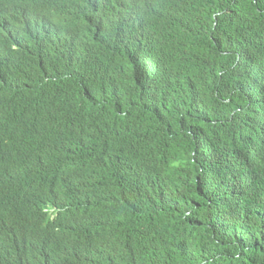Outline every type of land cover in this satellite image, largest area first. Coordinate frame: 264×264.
Wrapping results in <instances>:
<instances>
[{"label":"trees","instance_id":"obj_1","mask_svg":"<svg viewBox=\"0 0 264 264\" xmlns=\"http://www.w3.org/2000/svg\"><path fill=\"white\" fill-rule=\"evenodd\" d=\"M5 9L0 132L43 164L0 174V216L61 162L81 187L65 218L28 206L47 226L0 257L14 238L46 264H264V0Z\"/></svg>","mask_w":264,"mask_h":264},{"label":"clouds","instance_id":"obj_2","mask_svg":"<svg viewBox=\"0 0 264 264\" xmlns=\"http://www.w3.org/2000/svg\"><path fill=\"white\" fill-rule=\"evenodd\" d=\"M12 0H0V13L8 6V2ZM15 1V0H13ZM71 16H63L61 20L67 21ZM79 31L82 26L79 25ZM39 154L32 144L22 141L14 145L0 132V174L19 175L21 171L31 170L41 166ZM30 167V168H25ZM76 166L70 162H61L59 168L57 185L47 186L43 183H26L19 188V198L27 204L13 203L4 206L0 216V235L4 233H12V235L23 236L32 231H39L47 225L38 223L34 219L32 211L28 210V206L45 205L43 213L48 219L53 221L57 216L62 215L65 218L74 210V188L81 187L78 175L74 174ZM37 210V209H36ZM96 227L85 230L88 234H94ZM14 256V254H17ZM25 253V254H23ZM38 250L31 244L17 243L14 238L10 241V249L2 257L0 264H46L37 255Z\"/></svg>","mask_w":264,"mask_h":264},{"label":"bare ground","instance_id":"obj_3","mask_svg":"<svg viewBox=\"0 0 264 264\" xmlns=\"http://www.w3.org/2000/svg\"><path fill=\"white\" fill-rule=\"evenodd\" d=\"M5 12H8L6 9L4 10ZM7 16V15H6ZM4 93H6V91L4 92ZM23 254H25V253H23ZM16 255H18V253L17 254H14V256H16Z\"/></svg>","mask_w":264,"mask_h":264}]
</instances>
